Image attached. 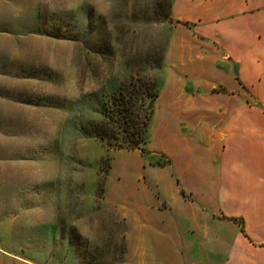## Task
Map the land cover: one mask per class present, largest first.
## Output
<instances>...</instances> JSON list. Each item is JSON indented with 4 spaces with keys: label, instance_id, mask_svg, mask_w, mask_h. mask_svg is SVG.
<instances>
[{
    "label": "rangeland",
    "instance_id": "374dc122",
    "mask_svg": "<svg viewBox=\"0 0 264 264\" xmlns=\"http://www.w3.org/2000/svg\"><path fill=\"white\" fill-rule=\"evenodd\" d=\"M169 9L170 0H0V219L18 221L11 236L32 264H126L120 204L151 198L133 189L137 158L86 132L131 82L158 90Z\"/></svg>",
    "mask_w": 264,
    "mask_h": 264
},
{
    "label": "crops",
    "instance_id": "0c3cea01",
    "mask_svg": "<svg viewBox=\"0 0 264 264\" xmlns=\"http://www.w3.org/2000/svg\"><path fill=\"white\" fill-rule=\"evenodd\" d=\"M169 14L152 146L125 150L151 198L119 203L126 264H264V0H170ZM17 223L0 219V264H32Z\"/></svg>",
    "mask_w": 264,
    "mask_h": 264
},
{
    "label": "trees",
    "instance_id": "16d2710c",
    "mask_svg": "<svg viewBox=\"0 0 264 264\" xmlns=\"http://www.w3.org/2000/svg\"><path fill=\"white\" fill-rule=\"evenodd\" d=\"M135 86L131 82L126 91L120 90L109 104H104L105 120L98 124L91 123L85 132L115 150L139 151L144 155L146 150L142 146L146 144L145 136L158 95L157 86L147 84L143 91ZM139 102L147 106L141 112L138 108L137 113L135 108Z\"/></svg>",
    "mask_w": 264,
    "mask_h": 264
}]
</instances>
